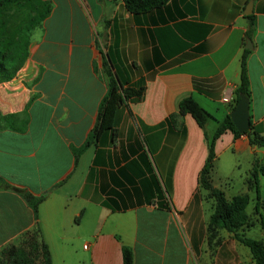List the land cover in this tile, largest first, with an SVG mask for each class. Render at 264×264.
<instances>
[{
	"label": "crops",
	"instance_id": "1",
	"mask_svg": "<svg viewBox=\"0 0 264 264\" xmlns=\"http://www.w3.org/2000/svg\"><path fill=\"white\" fill-rule=\"evenodd\" d=\"M47 1L25 60L0 81V176L46 195L36 220L0 188V250L38 225L51 264H122V245L133 264H256L233 231L208 228L213 200L199 173L205 133L237 102L247 39L250 123L264 133V0H167L142 12L123 0ZM101 50L144 89L75 160L108 90ZM187 95L209 112L204 128L179 112ZM235 154L252 172L264 146L227 129L214 160Z\"/></svg>",
	"mask_w": 264,
	"mask_h": 264
},
{
	"label": "trees",
	"instance_id": "2",
	"mask_svg": "<svg viewBox=\"0 0 264 264\" xmlns=\"http://www.w3.org/2000/svg\"><path fill=\"white\" fill-rule=\"evenodd\" d=\"M127 10L142 12L159 7L167 0H123ZM51 4L47 0H0V81L10 79L20 68L28 54L31 32L39 25L47 13ZM250 17L246 35L250 36L253 29V20ZM249 49L244 47L240 58V77L235 87V101L240 94L249 96V80L246 72V55ZM101 50V64L107 77L108 90L100 103L96 122L89 132L85 142L73 148L74 159L94 138L100 133L112 127L119 105L128 100L139 99L143 93V85H129L122 77L112 60L110 54ZM108 55L114 64V70L108 62ZM179 112L191 114L202 128L209 117V112L192 96L187 95L179 101ZM231 130L234 135L246 134L249 143L256 146H264V133L250 123L243 132H239L229 113L219 122L214 133L209 137L208 152L205 162L199 173V184L207 190L212 198V213L209 229L224 227L234 232L235 237L244 243L250 250L256 264H264V241L247 237L239 230L248 225V213L246 205L249 197L247 193H239L228 198L224 191L211 183L210 175L215 158V140L225 130ZM252 175L257 186V175L264 176V161L253 163ZM0 188H8L18 192L31 206L35 219H38V205L45 197V193L36 194L29 189L12 183L0 176ZM0 264H51V256L47 243L43 240L38 225L26 231L17 243H9L0 250ZM122 264H133V251L131 247L122 245Z\"/></svg>",
	"mask_w": 264,
	"mask_h": 264
},
{
	"label": "rangeland",
	"instance_id": "3",
	"mask_svg": "<svg viewBox=\"0 0 264 264\" xmlns=\"http://www.w3.org/2000/svg\"><path fill=\"white\" fill-rule=\"evenodd\" d=\"M248 168L247 160L241 154H235L230 159L221 156L214 160L210 179L228 198L239 193L248 194V225L240 231L247 237L264 241V176L257 177L256 186ZM249 183L252 184L250 187ZM244 247L248 249L246 245Z\"/></svg>",
	"mask_w": 264,
	"mask_h": 264
},
{
	"label": "water",
	"instance_id": "4",
	"mask_svg": "<svg viewBox=\"0 0 264 264\" xmlns=\"http://www.w3.org/2000/svg\"><path fill=\"white\" fill-rule=\"evenodd\" d=\"M250 10H248L249 12ZM249 39H247L246 47L250 48L251 44L248 43ZM107 59L111 65V68L114 70L113 63L108 55ZM115 72V70H114ZM115 76L117 74L115 72ZM230 117L232 118L236 129L239 132L245 131L250 126V114H249V97L245 94H240L235 106L229 112Z\"/></svg>",
	"mask_w": 264,
	"mask_h": 264
},
{
	"label": "built area",
	"instance_id": "5",
	"mask_svg": "<svg viewBox=\"0 0 264 264\" xmlns=\"http://www.w3.org/2000/svg\"><path fill=\"white\" fill-rule=\"evenodd\" d=\"M228 99H229V97L226 96V95L223 97V100H225V101L228 100Z\"/></svg>",
	"mask_w": 264,
	"mask_h": 264
}]
</instances>
